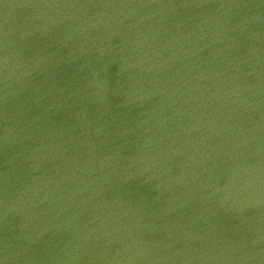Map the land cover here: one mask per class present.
<instances>
[{"label": "water", "instance_id": "95a60500", "mask_svg": "<svg viewBox=\"0 0 264 264\" xmlns=\"http://www.w3.org/2000/svg\"><path fill=\"white\" fill-rule=\"evenodd\" d=\"M0 264H264V0H0Z\"/></svg>", "mask_w": 264, "mask_h": 264}]
</instances>
